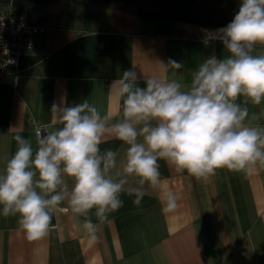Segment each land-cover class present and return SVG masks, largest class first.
<instances>
[{
	"label": "crops",
	"instance_id": "0c3cea01",
	"mask_svg": "<svg viewBox=\"0 0 264 264\" xmlns=\"http://www.w3.org/2000/svg\"><path fill=\"white\" fill-rule=\"evenodd\" d=\"M139 3L153 14L175 12L153 2ZM41 4L45 17L31 13L27 18L40 21L45 32L22 54L16 85L0 82V171L17 150V132L31 140L35 151L31 122L51 125L53 104L74 106L88 100L102 116L112 113L109 123H115L122 119L123 101L116 93L118 85L112 86L124 71H136L140 87L146 86L144 75L188 85L204 59L228 55L219 39L203 43L212 29L188 21L143 17L115 4ZM260 53L264 45L257 44L254 54ZM169 59L184 67L165 71L161 63ZM247 106L250 114L259 115L253 124L264 126V102ZM99 147L117 152L112 171L121 170L128 146L107 137ZM158 163L161 179L179 194L174 211H163L159 192L148 185L138 207L134 195L122 193L123 206L110 215L109 223L98 224L92 215L98 224L95 241L70 210L55 213L48 236L37 241L26 238L17 216L0 215V264H264V169L251 175L219 169L204 182L175 172L163 159ZM137 181L130 176L125 187H138ZM67 183L71 189L73 181L68 178Z\"/></svg>",
	"mask_w": 264,
	"mask_h": 264
},
{
	"label": "clouds",
	"instance_id": "9594fccd",
	"mask_svg": "<svg viewBox=\"0 0 264 264\" xmlns=\"http://www.w3.org/2000/svg\"><path fill=\"white\" fill-rule=\"evenodd\" d=\"M210 39H219L228 55L204 59L188 85L144 75L146 86L140 87L137 72L124 71L112 86L118 85L123 101L122 119L115 123H109L112 113L102 116L84 100L74 106L53 104L51 125L31 122L35 151L31 140L17 132V150L0 171V215L17 216L26 238L37 241L48 236L55 213L70 210L95 241L98 224L109 223L123 206L122 193L134 195L138 207L148 185L159 192L163 211L178 207L179 194L161 179V159L175 172L204 182L219 169L248 175L264 169V126L253 124L259 115L247 106L264 102V53L254 54L257 44L264 45V0H241L232 22L208 34L205 46ZM161 64L165 71L184 67L171 59ZM107 137L128 146L115 174L117 152L99 147ZM130 176L138 177V187H125ZM65 201L67 207H60Z\"/></svg>",
	"mask_w": 264,
	"mask_h": 264
},
{
	"label": "trees",
	"instance_id": "16d2710c",
	"mask_svg": "<svg viewBox=\"0 0 264 264\" xmlns=\"http://www.w3.org/2000/svg\"><path fill=\"white\" fill-rule=\"evenodd\" d=\"M9 0H0V3ZM72 2L91 4H115L126 11L137 13L143 17L163 21H188L206 29L225 28L237 14L241 0H203L202 2H187L179 4L176 0H14V7L23 12L34 2ZM139 2H153L165 7L175 8V12L153 14L146 11Z\"/></svg>",
	"mask_w": 264,
	"mask_h": 264
},
{
	"label": "built area",
	"instance_id": "2783aa9c",
	"mask_svg": "<svg viewBox=\"0 0 264 264\" xmlns=\"http://www.w3.org/2000/svg\"><path fill=\"white\" fill-rule=\"evenodd\" d=\"M13 3L14 0H9L0 4V82H9L15 86L22 54L32 46L35 36L45 32L42 23L38 20L30 21L27 14L39 13V16L44 18L46 11L39 2L30 5L26 12L18 11Z\"/></svg>",
	"mask_w": 264,
	"mask_h": 264
},
{
	"label": "bare ground",
	"instance_id": "6f19581e",
	"mask_svg": "<svg viewBox=\"0 0 264 264\" xmlns=\"http://www.w3.org/2000/svg\"><path fill=\"white\" fill-rule=\"evenodd\" d=\"M215 32H216V30H210V32L207 34H211V33H215Z\"/></svg>",
	"mask_w": 264,
	"mask_h": 264
},
{
	"label": "rangeland",
	"instance_id": "374dc122",
	"mask_svg": "<svg viewBox=\"0 0 264 264\" xmlns=\"http://www.w3.org/2000/svg\"><path fill=\"white\" fill-rule=\"evenodd\" d=\"M210 30V29H209Z\"/></svg>",
	"mask_w": 264,
	"mask_h": 264
}]
</instances>
